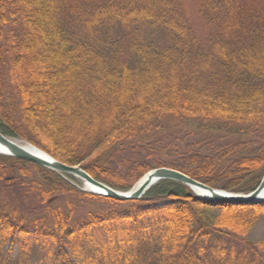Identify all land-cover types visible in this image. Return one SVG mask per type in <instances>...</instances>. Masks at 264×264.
Returning <instances> with one entry per match:
<instances>
[{
	"label": "trees",
	"instance_id": "trees-1",
	"mask_svg": "<svg viewBox=\"0 0 264 264\" xmlns=\"http://www.w3.org/2000/svg\"><path fill=\"white\" fill-rule=\"evenodd\" d=\"M0 0V133L129 191L156 168L248 194L264 176V0ZM218 120L252 143H192ZM252 134V133H251ZM0 155V264H264V202L218 204L164 180L120 202Z\"/></svg>",
	"mask_w": 264,
	"mask_h": 264
},
{
	"label": "water",
	"instance_id": "water-1",
	"mask_svg": "<svg viewBox=\"0 0 264 264\" xmlns=\"http://www.w3.org/2000/svg\"><path fill=\"white\" fill-rule=\"evenodd\" d=\"M0 146L7 149L6 153H0V155L17 158L55 173L71 176L84 183L85 189L82 190L83 192L112 198L120 202L140 200L153 186L164 180L181 183L195 195H197L196 191L203 192L206 196H197L218 204L255 205L264 202V176L254 191L248 194H234L213 189L178 171L169 168H156L145 174L129 191L121 192L94 180L78 166L73 167L63 164L32 145L29 146L33 150H29L21 142L6 137L2 133H0ZM88 188H94L95 190L92 191Z\"/></svg>",
	"mask_w": 264,
	"mask_h": 264
},
{
	"label": "rangeland",
	"instance_id": "rangeland-1",
	"mask_svg": "<svg viewBox=\"0 0 264 264\" xmlns=\"http://www.w3.org/2000/svg\"><path fill=\"white\" fill-rule=\"evenodd\" d=\"M200 0H184V4L189 14V20L196 29V31L204 36L206 33V26L202 19L198 15V2ZM249 2H255L256 0H247ZM171 132L178 133L179 136L186 141L192 143L203 144L205 141L211 140L215 144H234L239 142V139L247 145H251L253 132L247 128H242L240 125L227 124L218 120H196V121H184L177 127H173ZM252 133V134H251ZM261 137L264 133L262 131H257ZM21 143L20 139H15ZM71 183L80 189L81 191L85 189V185L80 180L71 181ZM248 240L252 242H258L264 239V216L252 222L248 234Z\"/></svg>",
	"mask_w": 264,
	"mask_h": 264
},
{
	"label": "bare ground",
	"instance_id": "bare-ground-1",
	"mask_svg": "<svg viewBox=\"0 0 264 264\" xmlns=\"http://www.w3.org/2000/svg\"><path fill=\"white\" fill-rule=\"evenodd\" d=\"M22 145L25 146L26 148H28L29 150H33V149H31V147H30L28 144H26V143H22ZM6 152H7V149H6L5 147L0 146V153H6ZM88 189H89V190H92V191L95 190L94 188H88ZM196 194H197L198 196H206L205 193L200 192V191H196Z\"/></svg>",
	"mask_w": 264,
	"mask_h": 264
}]
</instances>
